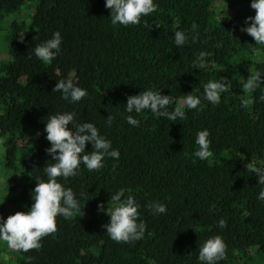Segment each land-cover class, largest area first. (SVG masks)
Returning <instances> with one entry per match:
<instances>
[{
    "label": "trees",
    "instance_id": "obj_1",
    "mask_svg": "<svg viewBox=\"0 0 264 264\" xmlns=\"http://www.w3.org/2000/svg\"><path fill=\"white\" fill-rule=\"evenodd\" d=\"M154 2L156 13L125 27L111 24L105 0H0V164L14 176L6 195L0 192V216L30 209L36 182L47 179L48 116L75 112L77 123H94L120 152L99 171L80 166L65 185L77 193L80 210L68 219L58 216L57 231L41 240L39 250H10L11 264H200L199 246L216 235L227 245L221 264H264V201L257 199L261 186L250 170L264 168L260 91L253 93L255 104L240 106L242 80L257 67L250 51L255 41L240 31L255 15L251 0H225L232 7L223 14L217 0ZM193 22L199 37L176 47L175 26L187 32ZM56 31L63 37L61 53L51 63L38 60L32 50ZM200 51L209 53V63L193 69ZM70 75L89 93L78 104L53 92ZM220 77L231 83L221 103L202 99L200 110L186 112L183 121L132 113L141 121L135 128L122 118L128 96L151 88L179 101L198 89L194 94L202 98L203 83ZM109 115L115 117L110 127ZM203 129L211 133L212 156L201 161L193 153ZM119 188L135 197L147 226L144 238L130 244L111 240L103 228ZM152 201L164 203L166 214H151L146 206ZM220 219L226 227H219Z\"/></svg>",
    "mask_w": 264,
    "mask_h": 264
},
{
    "label": "clouds",
    "instance_id": "obj_2",
    "mask_svg": "<svg viewBox=\"0 0 264 264\" xmlns=\"http://www.w3.org/2000/svg\"><path fill=\"white\" fill-rule=\"evenodd\" d=\"M251 9L255 10L254 16H249L240 31L247 34L255 41L250 51L257 67L246 79L242 80L243 95L240 97V106L249 108L256 103L253 93L260 91L259 100L264 102V0H251ZM105 8L110 11V21L113 26L140 25L142 18L156 13L159 5L154 0H105ZM144 27L150 28L147 21ZM177 24L173 29L174 45L183 48L199 37V27L193 22L189 31L179 30ZM190 33L193 34L190 36ZM232 37V36H231ZM21 42L24 35L19 36ZM239 42V40H237ZM63 37L59 31L52 34L51 38L37 44L32 50L34 56L45 63L53 62L61 53ZM240 43V42H239ZM209 63V53L200 51L196 54L193 69H204ZM203 96L195 95L194 92L182 97L177 101L175 96L162 95L161 89H146L138 95L128 96L124 111L128 115L122 118L128 125L138 128L141 121L132 113L151 115L164 118L173 124L185 120L186 112L199 111L203 101L211 105L221 103L222 94L228 93L231 87L230 80L226 77L209 79L203 83ZM53 92L60 93L61 98L69 104H78L89 93L74 81L72 75L57 81ZM171 107V110L169 108ZM107 126H111L115 117L109 115L105 119ZM45 139L50 143L46 148V154L51 161L43 168L47 179L36 182L31 192V207L26 212H16L5 219L0 216V242L6 243L8 249L17 253H28L31 250H39L42 247L41 240L57 231V217L68 219L75 215L81 207L80 199L70 187H66L69 178L79 175L81 165L89 172L99 171L104 168L106 158L119 160L120 152L112 147V141L101 135L100 130L94 123L76 122V113L70 111L58 112L47 117L44 127ZM37 135H40L38 133ZM211 133L208 129L200 130L195 135L194 143L197 146L193 155L201 160H207L212 156L210 151ZM88 145L92 150L86 151ZM258 177V186L261 190L257 195L259 201H264V168L252 167L250 169ZM63 178L64 183L58 182ZM125 188H119L111 194L112 207L107 209L109 222L103 225L108 237L117 242L130 244L144 238L147 226L140 219V205L133 195H126ZM84 193H80L82 197ZM4 203V202H3ZM0 204V205H3ZM98 211L104 212V205L99 204ZM151 214H166L167 206L159 201H152L146 206ZM226 220L220 219V228L226 227ZM227 245L219 235L205 240L199 246L198 261L200 264H221L226 260ZM0 259L7 262L6 253H0Z\"/></svg>",
    "mask_w": 264,
    "mask_h": 264
},
{
    "label": "rangeland",
    "instance_id": "obj_3",
    "mask_svg": "<svg viewBox=\"0 0 264 264\" xmlns=\"http://www.w3.org/2000/svg\"><path fill=\"white\" fill-rule=\"evenodd\" d=\"M217 7L219 9V13L223 14V12H225L227 10L230 11L231 10L230 7H232V5L231 4L226 5L225 0H217ZM236 9H238V6L236 7ZM232 10L235 11V9H232ZM31 13H32V11L25 12L24 17L30 15ZM3 49H4V46L0 40V59L4 58V54H2ZM8 176H10V175H5L3 166L0 164V192H1V195H4V196L7 193L6 188H7L8 184L10 183V180H13V177H14L12 175H11V177H8ZM2 216L4 218L6 217L5 219H7V216H10V215L8 214L5 216L4 215H2ZM0 253H6L9 257L6 264H11V259L13 257H11V254H10L11 251H10V249H7L6 243L0 242ZM0 264H5V262H3L2 259H0Z\"/></svg>",
    "mask_w": 264,
    "mask_h": 264
}]
</instances>
